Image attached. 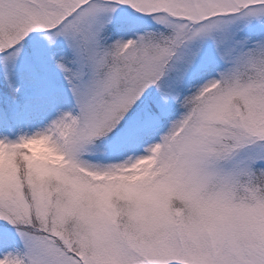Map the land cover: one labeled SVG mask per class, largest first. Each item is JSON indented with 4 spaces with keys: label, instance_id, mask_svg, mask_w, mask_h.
Segmentation results:
<instances>
[{
    "label": "snow or ice",
    "instance_id": "snow-or-ice-1",
    "mask_svg": "<svg viewBox=\"0 0 264 264\" xmlns=\"http://www.w3.org/2000/svg\"><path fill=\"white\" fill-rule=\"evenodd\" d=\"M0 264H264V0H0Z\"/></svg>",
    "mask_w": 264,
    "mask_h": 264
}]
</instances>
